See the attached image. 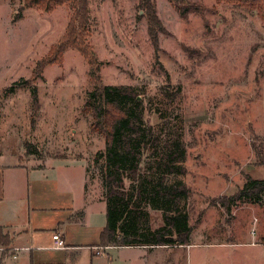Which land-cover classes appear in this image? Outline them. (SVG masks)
Returning <instances> with one entry per match:
<instances>
[{"label":"rangeland","instance_id":"1","mask_svg":"<svg viewBox=\"0 0 264 264\" xmlns=\"http://www.w3.org/2000/svg\"><path fill=\"white\" fill-rule=\"evenodd\" d=\"M22 1L0 0V162L52 164L73 189L85 172L89 205L97 202L93 221L105 222V202L94 199L104 198L101 160H93L104 137L90 128L84 105L94 83L135 86L147 124L162 123L158 108L181 130L185 172L178 178L190 191L191 232L185 245L118 249L115 261L264 264V190L255 200L229 199L247 175L264 178V26L256 10L191 0L205 10L182 18L171 0H150L155 20L145 0H89L88 42L99 68L92 82L87 60L71 47L60 62L41 65L65 33L70 4L48 13L25 8L13 21ZM25 79L36 86L38 109ZM15 81L21 85L6 91ZM148 211L152 228L163 224L160 210Z\"/></svg>","mask_w":264,"mask_h":264},{"label":"trees","instance_id":"2","mask_svg":"<svg viewBox=\"0 0 264 264\" xmlns=\"http://www.w3.org/2000/svg\"><path fill=\"white\" fill-rule=\"evenodd\" d=\"M88 1L23 0L13 21L22 18L25 8H41L48 13L57 6L70 4L72 11L65 33L51 48L50 59L41 65L60 62L62 53L71 47L87 60L90 79L95 82L98 77H94L93 72H98L99 68L96 54L88 42ZM171 1L182 18L194 12L202 14L205 10L196 1ZM220 1L256 10L264 26V0ZM144 9L155 19V7L150 0H145ZM148 31L153 44H156L155 31L151 28ZM23 84L30 86L33 107L38 109L36 86L28 79ZM94 84L84 107L92 117L90 128L104 137V149L97 151L93 159L101 160L100 174L106 209L105 227L99 234L100 245L170 247L189 243L191 225L188 222L187 204L190 191L184 180L178 178L185 172L186 153L180 128L169 126V121L165 120L158 108L156 111L163 119L162 123L147 124L143 100L137 98L139 92L135 86ZM15 85L21 84L15 81L6 91L13 90ZM144 157L147 159L145 164ZM126 179L129 181L127 186ZM262 190L264 178L247 175L242 187L229 199L245 197L255 200ZM148 208L161 211L163 224L151 227ZM9 242L0 228V244L6 246Z\"/></svg>","mask_w":264,"mask_h":264},{"label":"crops","instance_id":"3","mask_svg":"<svg viewBox=\"0 0 264 264\" xmlns=\"http://www.w3.org/2000/svg\"><path fill=\"white\" fill-rule=\"evenodd\" d=\"M9 163L0 162V228L10 240L9 245L0 244L2 264H120L115 261L118 249L143 247L150 253L156 248H170L100 245L105 222L93 221L91 205L97 202L89 205L85 172L73 189L57 179L52 164L30 166L20 157ZM94 199L104 202L102 194ZM55 232L63 247H54ZM99 246L105 247L104 251L97 252ZM102 252L108 259L101 257L99 263Z\"/></svg>","mask_w":264,"mask_h":264},{"label":"built area","instance_id":"4","mask_svg":"<svg viewBox=\"0 0 264 264\" xmlns=\"http://www.w3.org/2000/svg\"><path fill=\"white\" fill-rule=\"evenodd\" d=\"M52 238H53V240L55 242L54 247L60 248V247H63L64 246V242H63V240L61 239V237L59 236L58 233H56V232L53 233ZM96 248L98 249L97 252H99L100 249L105 248V247L99 246V247H96Z\"/></svg>","mask_w":264,"mask_h":264}]
</instances>
